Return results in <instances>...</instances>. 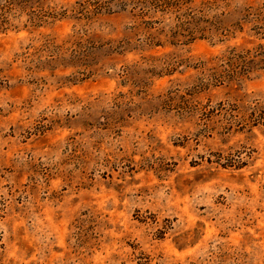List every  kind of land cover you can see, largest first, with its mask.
Wrapping results in <instances>:
<instances>
[{
    "label": "rangeland",
    "instance_id": "obj_1",
    "mask_svg": "<svg viewBox=\"0 0 264 264\" xmlns=\"http://www.w3.org/2000/svg\"><path fill=\"white\" fill-rule=\"evenodd\" d=\"M0 264H264V0H0Z\"/></svg>",
    "mask_w": 264,
    "mask_h": 264
},
{
    "label": "trees",
    "instance_id": "obj_2",
    "mask_svg": "<svg viewBox=\"0 0 264 264\" xmlns=\"http://www.w3.org/2000/svg\"><path fill=\"white\" fill-rule=\"evenodd\" d=\"M160 6L161 8H172L173 7V3L171 1H163L162 4L157 5Z\"/></svg>",
    "mask_w": 264,
    "mask_h": 264
}]
</instances>
